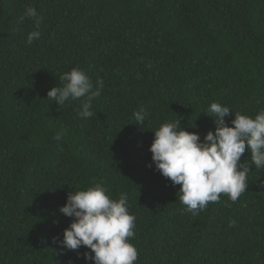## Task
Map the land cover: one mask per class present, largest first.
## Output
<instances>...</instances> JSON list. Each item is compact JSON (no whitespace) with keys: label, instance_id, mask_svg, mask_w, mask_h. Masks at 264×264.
Returning a JSON list of instances; mask_svg holds the SVG:
<instances>
[{"label":"trees","instance_id":"1","mask_svg":"<svg viewBox=\"0 0 264 264\" xmlns=\"http://www.w3.org/2000/svg\"><path fill=\"white\" fill-rule=\"evenodd\" d=\"M29 6L41 20L31 45ZM74 67L100 93L90 118L80 100L47 99ZM212 102L233 111L229 126L264 109V0H0V264H93L53 237L71 222L68 193L94 182L127 194L135 264H264V169L247 146L248 189L195 216L148 166L154 130L180 120L203 139Z\"/></svg>","mask_w":264,"mask_h":264},{"label":"clouds","instance_id":"2","mask_svg":"<svg viewBox=\"0 0 264 264\" xmlns=\"http://www.w3.org/2000/svg\"><path fill=\"white\" fill-rule=\"evenodd\" d=\"M25 18L35 22L26 40L31 45L41 35V20L33 6L24 10L20 22ZM59 79L61 84L47 91L48 101L60 107L80 100L78 116L92 117V101L100 93L92 91L90 77L74 67ZM97 85L102 87L103 80L98 79ZM231 112L229 107L212 102L207 114L214 118L215 129L208 130L203 139L199 132L183 129L180 120L165 121L154 130L148 166L154 164L155 170L170 179L173 186H180V202L194 216L210 202H219L220 194H227L235 202L248 189L249 163L241 162L246 146L255 167L264 169V109L255 117L234 112L229 126L225 117ZM145 115L144 109L135 112V123L143 124ZM54 139L60 141L62 136L57 134ZM107 192L102 182H94L86 189L68 193L59 211L72 219L63 229L62 239L53 237V243L78 255L79 249L85 247L82 256L93 264H135L138 252L128 238L134 236L136 217L128 210L127 194L112 199ZM230 226H235V221H230Z\"/></svg>","mask_w":264,"mask_h":264}]
</instances>
